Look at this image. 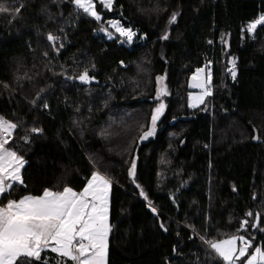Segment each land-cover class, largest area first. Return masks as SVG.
I'll return each mask as SVG.
<instances>
[{
	"label": "trees",
	"instance_id": "1",
	"mask_svg": "<svg viewBox=\"0 0 264 264\" xmlns=\"http://www.w3.org/2000/svg\"><path fill=\"white\" fill-rule=\"evenodd\" d=\"M0 4L22 5L0 13V116L17 125L6 147L25 160L14 198L110 177L108 264H223L205 241L232 235L264 246L251 227L257 214L264 227V25L247 31L264 0H114L96 3L100 22L71 0ZM111 20L136 33L131 46L99 30ZM208 65L212 94L191 110L188 80ZM85 70L89 83L76 78ZM162 75L165 110L142 141Z\"/></svg>",
	"mask_w": 264,
	"mask_h": 264
},
{
	"label": "snow or ice",
	"instance_id": "2",
	"mask_svg": "<svg viewBox=\"0 0 264 264\" xmlns=\"http://www.w3.org/2000/svg\"><path fill=\"white\" fill-rule=\"evenodd\" d=\"M71 3L78 14L82 10L97 22L101 21L102 17L96 11L93 0H71ZM113 3L114 0H100V4L108 10H111ZM20 7L8 8L0 4V13L16 14L19 13ZM175 20L174 13L170 22ZM108 24L120 37L126 38L127 42L133 41L136 33L131 28L122 26L115 20L108 21ZM258 25H264V14L251 22L247 31L253 33ZM99 30L112 38V33L106 28L101 27ZM162 38L167 39V36ZM47 39L55 44L58 38L50 33ZM234 69L233 63V67L229 69L233 79L236 77ZM76 78L83 83H89L93 79L87 70ZM163 79L157 77V83L160 84ZM192 79L195 83L190 87L201 88L202 92L195 98L190 96L189 107L204 103V98L212 94L210 69L206 71L205 68H198ZM162 95H167V89L158 87L155 98L159 103L152 111L150 127L139 137L142 141L153 136L156 131L157 121L165 109L164 102L160 100ZM193 100L195 103L192 102ZM16 128L15 123L0 116V201L6 200V203L0 202V264H50V259L42 256L46 251L59 257L55 264H67V261H71L72 264H108L111 178L93 171L90 178H86V185L82 191H74L68 186L63 187L62 191L45 188L40 195L27 194L19 199L14 198L12 192L15 185L23 184L21 169L25 160L14 150L6 147L9 140L3 139L2 136L4 133L11 136ZM40 131L38 128H32V132ZM25 139L27 140V137ZM127 174L132 183L139 188L140 185L135 179V159L131 161ZM140 195L148 200L143 190ZM148 207L153 214H157L151 201H148ZM246 216L253 217V213L248 212ZM259 220L260 216L255 215V222L251 223V227L264 232V227L258 226ZM249 223L247 219L242 220L238 231H247ZM160 227L167 231L163 223ZM254 240L255 237L247 240L243 235H232L227 239L205 242L223 264H237L238 261L240 264H264V246H255Z\"/></svg>",
	"mask_w": 264,
	"mask_h": 264
},
{
	"label": "rangeland",
	"instance_id": "3",
	"mask_svg": "<svg viewBox=\"0 0 264 264\" xmlns=\"http://www.w3.org/2000/svg\"><path fill=\"white\" fill-rule=\"evenodd\" d=\"M96 3H99L100 4V0H93V4H94V7H95V9H96ZM97 11V10H96ZM81 12H82V10H81ZM86 15V14H85ZM87 17H89V18H91V19H93V20H95L93 17H91V16H88V15H86ZM96 21V20H95ZM116 21V20H115ZM119 22V21H118ZM120 23V22H119ZM121 24V23H120ZM122 25V24H121ZM123 26V25H122ZM101 27H104V28H106L107 29V31L108 32H110V33H112V38L111 39H118V41L121 43V44H124V45H126V46H131L132 45V42L131 43H129V42H127L126 41V38H123V37H120L119 36V34L117 33V32H115V30L108 24V22H106V23H104V24H101L100 25V28ZM129 28V27H128ZM104 34H105V32H103ZM252 34V33H251ZM106 35V34H105ZM106 37L107 38H109V36L108 35H106ZM134 39V38H133ZM233 63L235 64V61H234V59H232V58H230L229 59V67H228V73H229V75L231 76V78H233L232 77V75H231V73H230V71H229V69H231L232 67H233ZM202 68H205L206 69V71L208 70V69H210V71L212 72V70H211V67H210V65H208V66H203ZM235 70V69H234ZM196 73V71L190 76V78H189V80H188V84H187V87H188V89H189V92L187 93V106H188V108L189 109H191V110H193V109H196V108H199L201 105H203L204 103H205V101L209 98V96H206L205 98H204V103H202V104H198V106H195V107H189V103H190V96L191 97H193V98H195V97H197V96H199L200 94H201V92H202V89L201 88H196V87H190V85L191 84H193V83H195V81H193V79H192V77H193V75ZM203 75V74H202ZM159 77H163L164 79L160 82V84H158L157 83V79H156V92H157V88L158 87H163V88H166L167 89V95H168V93H169V91H168V86H167V84H166V76L165 75H162V76H159ZM211 83H212V79H211V82H210V87H211ZM164 96L165 95H162L161 97H160V100H162L163 98H164ZM155 97H156V95H155ZM162 98V99H161ZM164 102V101H163ZM193 103H195V101L193 100L192 101ZM158 103H159V101H158ZM158 103L156 104V106H155V108L157 107V105H158ZM154 108V109H155ZM153 109V110H154ZM165 110V109H164ZM162 116V115H161ZM161 116H160V118H161ZM160 118L158 119V121L160 120ZM158 121H157V123H158ZM150 125H151V118H150ZM155 134V133H154ZM154 136V135H153ZM153 136H151V137H149V138H152ZM2 138L3 139H7L8 138V136L7 137H5V135H3L2 136ZM148 138V139H149ZM148 139H146V140H148ZM145 140V141H146ZM110 190H111V188H110ZM82 191V190H81ZM109 196H110V191H109ZM224 239H227V238H224ZM219 240H223V239H219ZM237 246L239 247V241L237 242ZM212 251V250H211ZM250 252L252 251V249H250L249 250ZM213 252V251H212ZM214 253V252H213ZM53 254V257H52V260H51V262L50 263H52V264H55V262H56V260L57 259H59V257H57V255L56 254H54V253H52ZM215 254V253H214ZM216 255V254H215ZM242 260L243 259H245V258H241ZM221 260V259H220ZM240 262L238 261L237 262V264H239ZM67 264H72V262L71 261H67Z\"/></svg>",
	"mask_w": 264,
	"mask_h": 264
},
{
	"label": "crops",
	"instance_id": "4",
	"mask_svg": "<svg viewBox=\"0 0 264 264\" xmlns=\"http://www.w3.org/2000/svg\"><path fill=\"white\" fill-rule=\"evenodd\" d=\"M3 135H5V134H3ZM6 137V136H5ZM50 251H46L45 253H42V255L43 254H47V253H49ZM51 253V252H50ZM221 262L223 263V261L221 260Z\"/></svg>",
	"mask_w": 264,
	"mask_h": 264
}]
</instances>
